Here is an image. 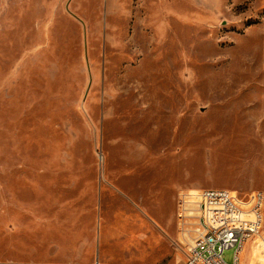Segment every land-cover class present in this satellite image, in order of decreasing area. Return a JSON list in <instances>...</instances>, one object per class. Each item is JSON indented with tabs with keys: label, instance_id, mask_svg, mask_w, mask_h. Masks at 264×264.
<instances>
[{
	"label": "rangeland",
	"instance_id": "1",
	"mask_svg": "<svg viewBox=\"0 0 264 264\" xmlns=\"http://www.w3.org/2000/svg\"><path fill=\"white\" fill-rule=\"evenodd\" d=\"M192 190L264 196V0H0V264H181Z\"/></svg>",
	"mask_w": 264,
	"mask_h": 264
},
{
	"label": "built area",
	"instance_id": "2",
	"mask_svg": "<svg viewBox=\"0 0 264 264\" xmlns=\"http://www.w3.org/2000/svg\"><path fill=\"white\" fill-rule=\"evenodd\" d=\"M263 206L264 196L258 192L246 196L228 190L179 194L177 229L187 247L186 264H239L240 252L262 229ZM231 249L233 259L228 262L224 253Z\"/></svg>",
	"mask_w": 264,
	"mask_h": 264
},
{
	"label": "crops",
	"instance_id": "3",
	"mask_svg": "<svg viewBox=\"0 0 264 264\" xmlns=\"http://www.w3.org/2000/svg\"><path fill=\"white\" fill-rule=\"evenodd\" d=\"M176 219H177V213H176ZM177 233L179 235L178 229H177ZM254 240H256V238L248 241L247 244L244 246L243 250L240 252L239 264H241V262L242 264H264V236L259 237L255 242ZM96 261L100 262L101 264H117L113 258H109V257H104V258L98 257L91 262H86L81 264H91ZM186 261H187V257L185 261L181 264H186Z\"/></svg>",
	"mask_w": 264,
	"mask_h": 264
},
{
	"label": "bare ground",
	"instance_id": "4",
	"mask_svg": "<svg viewBox=\"0 0 264 264\" xmlns=\"http://www.w3.org/2000/svg\"><path fill=\"white\" fill-rule=\"evenodd\" d=\"M199 193V191H197V190H192V194H194V195H197ZM260 237V235H258V238ZM258 238H256V240L258 239ZM256 240H254V242L256 241ZM253 242V243H254Z\"/></svg>",
	"mask_w": 264,
	"mask_h": 264
}]
</instances>
